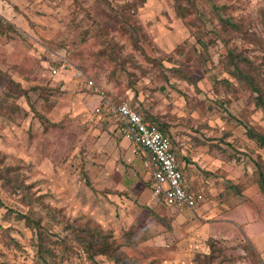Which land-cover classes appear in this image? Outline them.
<instances>
[{
    "label": "rangeland",
    "instance_id": "374dc122",
    "mask_svg": "<svg viewBox=\"0 0 264 264\" xmlns=\"http://www.w3.org/2000/svg\"><path fill=\"white\" fill-rule=\"evenodd\" d=\"M14 4L19 11L17 33L0 25L4 31L0 70L27 89L30 100L18 98L16 113L0 114V264H45L37 254L33 231L8 213H26L30 207L43 216L49 235L44 242L56 254L52 264H89L81 249L62 244L67 226L112 233L123 260L155 264L148 249L126 246L123 229L114 230L113 220L121 218L118 205L107 199L108 189L102 191L101 178L93 173L100 166L94 145L108 124L107 115L99 118L95 108L101 98L112 105L129 99L138 109L162 112L171 125L186 130L183 135L200 134L212 141L220 130L229 131L264 160V150H257L243 135V125L264 134L262 113L254 107L253 95L240 89L221 65L227 48H236L250 57L264 78V0H17ZM214 6L224 8L223 14L240 24L241 32L225 39L212 13ZM53 68L57 75H51ZM76 72L93 84L77 81ZM214 79L229 80L231 87L221 83L214 88ZM164 81L178 91L160 96L156 91ZM5 92L0 88V96ZM205 99L222 102L223 107L209 108ZM229 148L239 156L231 161L230 172L243 178L245 188L238 196L241 201L231 199L242 205L224 217L241 235L246 232L243 220L264 217V195L245 180L254 170L252 155L240 144ZM221 199L205 195L203 202ZM107 204L115 207L114 213L104 209ZM163 205L161 212L171 211ZM8 238L20 247L9 245ZM207 245L209 255L201 264H261L242 237L226 242L211 239ZM96 260L113 264L102 256Z\"/></svg>",
    "mask_w": 264,
    "mask_h": 264
},
{
    "label": "crops",
    "instance_id": "0c3cea01",
    "mask_svg": "<svg viewBox=\"0 0 264 264\" xmlns=\"http://www.w3.org/2000/svg\"><path fill=\"white\" fill-rule=\"evenodd\" d=\"M8 1L0 0V23L11 26L13 34L17 33L18 23L15 20L19 11L18 5L14 4L17 0H12L10 4ZM106 104L112 105L106 98H101L98 107ZM96 115L99 118L105 116ZM107 117L108 124L94 145L98 153L95 161L100 166L93 173L101 178L102 191L108 189L104 193L107 199L118 205L117 214L121 218L113 220L114 230L123 229L122 234L131 232V239L136 242V246L148 249V256L155 258V264H201L200 260L209 255L208 240L226 242L229 238L240 237L250 243L261 264H264V217H257L256 221L252 218L243 220L246 232L241 231V235L235 223L224 217L229 210L242 205L238 202L241 198L228 195L231 182L237 181L239 176L230 172L234 167L227 154H220L210 148V144L215 143L214 139L210 142L200 134L183 135L186 130L180 125L172 130L179 134L174 142V153L183 173L184 188L199 191L204 197L216 196L217 199L221 195L225 199V202H221L223 199L211 200L198 204L194 209L179 210L168 206L162 197L153 196L151 170L143 164L144 152L136 150L122 135L120 124L113 116ZM218 174L219 177L215 179L214 176ZM234 198L238 201L232 203L231 199ZM161 200L171 211L166 214L161 212ZM110 207L107 204L104 209L113 210L114 213L115 207Z\"/></svg>",
    "mask_w": 264,
    "mask_h": 264
},
{
    "label": "trees",
    "instance_id": "16d2710c",
    "mask_svg": "<svg viewBox=\"0 0 264 264\" xmlns=\"http://www.w3.org/2000/svg\"><path fill=\"white\" fill-rule=\"evenodd\" d=\"M224 8L219 6H214L212 13L216 18L218 25L221 26L223 30L224 38L231 34L240 33L241 25L234 21L231 16H226L223 14ZM262 22L264 25V11L262 12ZM2 25V23H0ZM4 32V31H3ZM222 38V36H221ZM222 38V39H224ZM226 39V38H225ZM224 41V40H223ZM225 42V41H224ZM176 48H180L178 45ZM221 65L225 73L238 85V87L244 91L249 92L253 95L254 107L261 111L262 117L264 119V78L258 73L255 64L250 59L249 56L238 51L236 48H227L226 54L221 59ZM223 84L225 87H231V82L229 80H216L213 81V87L216 88L219 84ZM0 88L6 94L0 96V114L12 115L19 110L16 99L24 98L27 103L30 100L28 95V90L25 89L19 82L13 80L9 75L3 73L0 70ZM170 90L178 91V89L169 84V81H164V85L160 86L156 93L160 96L168 97ZM14 100V102H11ZM208 107L213 106L223 107L222 102L218 101H208ZM131 105H133L138 113L143 117L144 120L155 124L156 127L166 135L171 142L172 151L174 152V142L176 133L172 130L176 126L171 125L170 118H167L162 112L154 111L149 109V112L137 108L136 105L129 100ZM8 104V106L6 105ZM7 107L12 110L8 112ZM103 117V116H102ZM243 135L246 141L253 143L257 150H264V134L256 131L253 127L243 125ZM216 141L210 144V148L220 154H227L230 161L236 160L239 156H233L229 147L233 144H240L243 146L245 153L252 155L251 162H253L254 170L250 173L247 178H245L246 183H253L257 186L259 192L264 195V160L259 156L260 154L253 155L251 147L247 145L245 141L239 140L232 136V133L226 130H220L215 136ZM229 138L231 141H228ZM211 142V140H210ZM214 142V141H213ZM249 147V148H248ZM249 150V151H248ZM240 151V150H239ZM243 153V152H240ZM249 181V182H248ZM243 178H238L237 181H232L229 187L230 191L228 195L230 197L239 196L244 190ZM16 190V189H15ZM1 206V201H0ZM16 221L23 223L26 228L31 229L35 235V246L37 247V254L43 260L45 264H52V259L56 256L54 250L47 245L44 241L46 236L48 237V231L42 224L43 216L38 214L32 207H30L26 213H17L8 211ZM67 231V238L63 241V245L67 249H72L75 246L77 249H81L89 262V264H100L97 262L96 257H104L113 264H135L133 261L123 260L117 253V245L113 239L112 233H103L97 227H83L72 229L70 226L65 228ZM131 232L123 234V239H125L126 246H135V242L131 239ZM69 235V237H68ZM9 245H14L19 248L20 245L12 238H8Z\"/></svg>",
    "mask_w": 264,
    "mask_h": 264
},
{
    "label": "built area",
    "instance_id": "2783aa9c",
    "mask_svg": "<svg viewBox=\"0 0 264 264\" xmlns=\"http://www.w3.org/2000/svg\"><path fill=\"white\" fill-rule=\"evenodd\" d=\"M51 75H57L56 68L51 69ZM74 77L77 81L85 80L81 72H76ZM86 82L87 85L93 84L92 81ZM95 113L113 116L120 124L122 135L136 150L144 152L143 164L151 170L154 197H162L168 206L179 210L194 209L204 201L203 193L184 188L183 173L177 165L170 139L155 124L144 120L128 100H122L117 106L98 107Z\"/></svg>",
    "mask_w": 264,
    "mask_h": 264
}]
</instances>
